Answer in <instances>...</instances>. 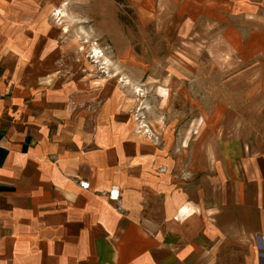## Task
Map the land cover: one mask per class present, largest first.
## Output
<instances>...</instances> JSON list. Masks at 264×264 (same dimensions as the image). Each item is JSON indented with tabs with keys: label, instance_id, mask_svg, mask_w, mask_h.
<instances>
[{
	"label": "crops",
	"instance_id": "1",
	"mask_svg": "<svg viewBox=\"0 0 264 264\" xmlns=\"http://www.w3.org/2000/svg\"><path fill=\"white\" fill-rule=\"evenodd\" d=\"M27 47L0 57V264H264V82L259 123L223 124L187 170L161 157L157 172L129 124L89 121Z\"/></svg>",
	"mask_w": 264,
	"mask_h": 264
},
{
	"label": "rangeland",
	"instance_id": "2",
	"mask_svg": "<svg viewBox=\"0 0 264 264\" xmlns=\"http://www.w3.org/2000/svg\"><path fill=\"white\" fill-rule=\"evenodd\" d=\"M0 5V57L7 43L32 45L17 51L34 60L25 65L37 64L40 79L54 94L71 96L73 107L86 96L89 121L108 110L119 129L129 124L121 134L136 159L150 158L157 172L161 157L168 170H187L190 156L223 124L239 134L240 123L261 121L250 109L261 104L263 90L264 0ZM248 129L242 133H256Z\"/></svg>",
	"mask_w": 264,
	"mask_h": 264
}]
</instances>
